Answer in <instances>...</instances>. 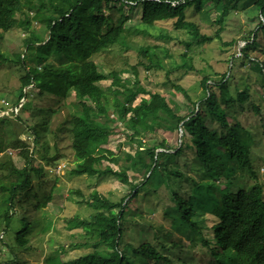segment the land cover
Masks as SVG:
<instances>
[{"label": "trees", "instance_id": "16d2710c", "mask_svg": "<svg viewBox=\"0 0 264 264\" xmlns=\"http://www.w3.org/2000/svg\"><path fill=\"white\" fill-rule=\"evenodd\" d=\"M246 2H250L260 16L259 24L250 31L249 37H243L248 42L240 57L232 56L230 72L220 81L203 78L205 97L197 103L184 88L176 86L190 102L188 115H179L158 93L150 94V99H142L140 105L133 107L134 100L147 92L138 85L137 79L135 91H130V97L123 101L117 87L127 88L131 81H122L116 72L111 74V94L102 90L100 83L108 77L94 57L122 43L120 37L128 21L123 15L126 6L129 11L139 7L144 21L153 17L162 4L169 3V17L175 21L176 28L188 30L198 44H203L212 38L201 36L194 24L185 21L187 9L203 12L211 8L210 11L217 12L216 23L221 25L225 16L237 12ZM33 13L46 18L41 33L31 30ZM18 14L23 17L21 26L28 35L24 40L25 51L17 53L15 58L0 52V66L21 67L19 97L13 105L18 107L25 99L30 107L27 118L14 112L0 115V154L32 144L34 150L43 147L46 144L43 136L45 132L51 133L53 118L67 105L73 112L61 121L55 137L58 139L60 133L69 135L75 158L71 173L111 175L131 186L129 195L120 202L94 192L86 204L95 214L88 220L80 217L68 220L69 225L85 229L96 239L92 252L70 261L50 255L46 264H189L190 261L203 264L196 262L198 257L185 252L177 242H167L158 234L153 237L156 244L142 240L135 245L131 240L127 217L131 204L154 183L157 188L166 187L173 208L180 213L174 218L179 225L177 230L192 233L189 238H199L200 248L207 250L205 260H209L204 264H264V183L254 167V136L236 116L251 97L247 89L234 95L229 87V81L235 77L236 62L240 67L249 63L258 34L264 33V0H0V30L16 22ZM223 29L221 27L216 34L220 41ZM236 42L233 40L226 45ZM141 50L149 57V47ZM185 58L186 54L184 66L192 69ZM253 66L264 78V62L255 60ZM252 108L260 112L258 105ZM111 113L125 130L132 132L131 140L138 144L134 155L126 154L130 161L128 166L120 165L118 170L101 169L103 161L113 155L100 147L104 137L116 130L111 125L114 122ZM157 130L181 131L179 145L171 146L166 140L157 144L148 142ZM21 134H26V140L21 139ZM172 158L174 164L170 161ZM180 159L185 160L186 170L200 173L203 180L197 181L188 171L180 169L177 163ZM29 165L17 169L12 164L8 173L1 174L10 184V187L0 188L10 192L11 214L4 219V232L13 233L20 248L30 243L42 222L41 213L51 200V196H40L32 186V173L39 180L44 171L30 169ZM129 171L143 172V179L132 182ZM198 210H202L204 220L210 213L215 216L211 235L206 225L196 219ZM1 242L7 245L4 239ZM0 264L29 262L15 254V258Z\"/></svg>", "mask_w": 264, "mask_h": 264}, {"label": "rangeland", "instance_id": "374dc122", "mask_svg": "<svg viewBox=\"0 0 264 264\" xmlns=\"http://www.w3.org/2000/svg\"><path fill=\"white\" fill-rule=\"evenodd\" d=\"M170 9L171 4L164 3L153 17L143 21L139 7L129 11L126 6L123 15L128 17V21L126 31L120 37L122 43L96 55L94 60L108 77L106 81L100 83L102 90L107 94H111L109 91L113 82L111 74L116 72L122 81H131L127 88L117 87L122 92L119 97L123 101L126 102L131 92L135 91L134 84L138 79V85L142 86L147 93L140 94L134 100L133 107L140 105L142 99H150V94L158 93L169 101L179 115L185 116L190 113L187 108L190 102L176 89V86L184 88L194 103L204 98L203 78L220 81L225 73L230 72L233 65L232 56L240 57L248 42L243 37H249L250 31L256 29L260 16L250 2H246L237 12H231L225 16L223 23L219 25L216 23L217 12L210 11L211 8L203 12L189 8L186 11L185 21L194 24L201 36L212 38V41L198 44L188 30L176 28L175 21L169 17ZM107 14H113V12ZM31 17V30L41 33L46 24L45 16L33 13ZM22 20L23 17L18 14L16 22L0 30V52L9 58H15L17 53L25 51L24 40L28 35L22 29ZM122 20L124 21V18ZM221 27L224 28L221 33L222 41L216 37ZM233 40L237 41L235 45H226ZM189 43L190 46H188ZM145 47L150 48L149 57L141 50ZM185 54V59L193 67L192 69L184 66ZM255 60L264 62V33L262 32L258 34L254 50L250 52L249 63L245 67H240L239 62H236L233 69L235 77L229 81V87L234 95L244 89L250 93L251 99L244 104L242 111L238 110L236 116L254 136V167L258 171L260 181L264 183V78L254 69L253 61ZM22 74L21 67L15 64L0 66L1 116L14 112L23 114L24 118L28 117L27 110L30 106L25 103V99L18 107L13 105L19 97ZM37 98L36 95L35 99L38 100ZM254 104L260 107V112L252 108ZM71 112L73 108L66 105L53 118L51 133L45 132L43 136V142H46L45 147L34 150L32 144L28 148L7 149L0 154V188L10 187L1 174L8 173V168L12 164L17 169H21L29 163L30 169L37 168L44 171L39 180L32 173L33 188L40 196H51L46 209L41 213L42 222L31 237L30 243L27 247L20 248L15 243V235L4 232V219L8 213L11 214L10 192L0 189V263L15 258V254L20 255L21 259L29 264H46L50 255L58 256L63 261H70L89 254L93 251L92 245L96 239L85 229L69 225L68 220L73 217L88 220L95 214V211L86 204V200L94 192L114 202H120L131 192V186L122 184L111 175L76 176L71 173L72 168L75 167V158L69 135L60 133L58 139L55 137L59 124ZM115 117L116 115L111 113V119L114 120L111 125L116 129L115 132L104 137L100 146L112 152L113 155L110 160L103 161L101 169L110 167L118 170L120 165L128 166L130 161L126 158V154L134 155L138 151V144L130 137L132 132L125 130ZM32 124L34 125L35 122L32 121ZM153 134L148 138V142L157 144L166 140L171 146L179 145L182 136L181 131L170 133L157 130ZM20 137L22 140L27 138L26 134H21ZM170 161L173 163L174 159ZM184 161L180 159L177 162L182 170H186ZM186 171L197 181L203 180L200 173L196 174L193 170ZM128 175L132 182L143 179V172L129 171ZM154 184L143 190L131 204L127 215L128 227L131 226L128 231L132 230L131 240L135 245L142 240L156 244L153 237L158 234L167 242H177L185 252L188 251L194 257H198L196 262L204 264L209 260H205L207 250L200 248L199 238L195 240L189 238V234L192 233L177 230L179 225L177 226L174 222V218L180 216V213L173 208L166 187L162 185L157 188L156 183ZM217 196H219L218 193ZM203 218L202 210H198L196 219L200 220L202 225H206L211 235V226L216 218L211 213L205 215V220ZM1 239H4L7 245H3ZM126 240H130L129 235L126 236ZM11 248H13L11 251L15 253H11ZM189 264L193 263L190 261Z\"/></svg>", "mask_w": 264, "mask_h": 264}]
</instances>
